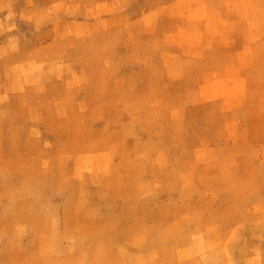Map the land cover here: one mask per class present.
I'll return each mask as SVG.
<instances>
[{
	"label": "rangeland",
	"instance_id": "1",
	"mask_svg": "<svg viewBox=\"0 0 264 264\" xmlns=\"http://www.w3.org/2000/svg\"><path fill=\"white\" fill-rule=\"evenodd\" d=\"M40 6L0 19V264H264V3Z\"/></svg>",
	"mask_w": 264,
	"mask_h": 264
},
{
	"label": "crops",
	"instance_id": "2",
	"mask_svg": "<svg viewBox=\"0 0 264 264\" xmlns=\"http://www.w3.org/2000/svg\"><path fill=\"white\" fill-rule=\"evenodd\" d=\"M243 2V0H240ZM54 3V0H0V19H4L6 16L12 15V18L17 21L21 19L24 20V15L31 16L35 14L38 7H41V3ZM259 3H264V0H258ZM6 12H3L5 11ZM3 12V13H2ZM11 18V17H9ZM7 18V20L9 19ZM24 22V21H23ZM0 43V54L5 51L4 46L6 47V53L4 56H0V65H4L5 67H18L20 65V58L17 54L12 53L10 47L7 45ZM3 72V71H2Z\"/></svg>",
	"mask_w": 264,
	"mask_h": 264
},
{
	"label": "bare ground",
	"instance_id": "3",
	"mask_svg": "<svg viewBox=\"0 0 264 264\" xmlns=\"http://www.w3.org/2000/svg\"><path fill=\"white\" fill-rule=\"evenodd\" d=\"M16 80H17V79H16ZM7 81H8V80H7ZM8 82H9V81H8ZM8 82H6V83H8ZM16 82H19V80H17ZM20 82H21V80H20ZM3 83H4V82H3ZM6 85H7V84H6ZM1 87H2V86H1ZM6 87H7V86H6ZM2 89H3V88H2ZM4 89H5V88H4ZM4 89H3V90H4ZM5 90H6V89H5ZM5 90H4V91H5ZM4 91H3V92H4ZM7 92H8V91H7ZM7 104H8V103H7ZM5 105H6V104H5ZM6 106H7V105H6ZM3 108H4V107H3ZM3 118H5V117H3ZM9 119H10V118H9ZM1 120H2V118H1ZM12 120H13V119H12ZM2 121H3V120H2ZM10 122H11V121H10ZM9 127H10V126H9ZM0 130H2V129H0ZM9 130H11V128H10ZM27 139H28V138H27ZM13 140H14V139H13ZM13 142H15V141H13ZM15 144H16V143H15ZM16 145H17V144H16ZM90 167H91V166H90Z\"/></svg>",
	"mask_w": 264,
	"mask_h": 264
}]
</instances>
